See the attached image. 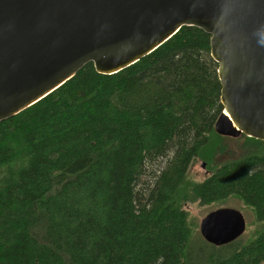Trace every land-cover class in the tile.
I'll return each instance as SVG.
<instances>
[{
  "label": "trees",
  "instance_id": "trees-1",
  "mask_svg": "<svg viewBox=\"0 0 264 264\" xmlns=\"http://www.w3.org/2000/svg\"><path fill=\"white\" fill-rule=\"evenodd\" d=\"M221 89L211 36L183 27L0 122V264H264V142L217 134ZM231 199L257 229L207 243L186 206Z\"/></svg>",
  "mask_w": 264,
  "mask_h": 264
},
{
  "label": "water",
  "instance_id": "water-1",
  "mask_svg": "<svg viewBox=\"0 0 264 264\" xmlns=\"http://www.w3.org/2000/svg\"><path fill=\"white\" fill-rule=\"evenodd\" d=\"M183 27L211 36L224 107L217 134L264 142V0H0V122L89 63L100 75L125 70ZM246 225L241 211L220 208L202 219L200 234L224 246Z\"/></svg>",
  "mask_w": 264,
  "mask_h": 264
},
{
  "label": "rangeland",
  "instance_id": "rangeland-1",
  "mask_svg": "<svg viewBox=\"0 0 264 264\" xmlns=\"http://www.w3.org/2000/svg\"><path fill=\"white\" fill-rule=\"evenodd\" d=\"M206 164L207 163L204 161H196L193 164V166L191 167L190 175L194 180L202 181L209 176L207 175L208 171L206 169ZM203 165H205V168H203ZM186 208L189 211L191 221L196 225L198 230H200V223L202 219L205 218L210 212L220 208H227V209L231 208L235 210H240L243 213L246 219V223L248 224V230L240 237L241 242L246 241L248 238H251L253 231L257 229V226L251 223V221L254 220L252 218L253 217L252 213L248 211L246 208H244L241 202L234 199H231L228 202H226L224 205H220V206L212 205V206L201 207L198 205L190 206L189 204L186 206Z\"/></svg>",
  "mask_w": 264,
  "mask_h": 264
}]
</instances>
